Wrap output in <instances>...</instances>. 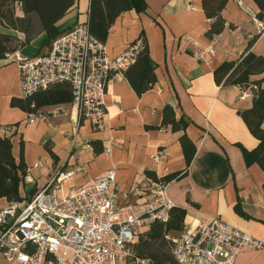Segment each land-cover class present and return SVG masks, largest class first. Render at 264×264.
Listing matches in <instances>:
<instances>
[{"label": "crops", "instance_id": "obj_1", "mask_svg": "<svg viewBox=\"0 0 264 264\" xmlns=\"http://www.w3.org/2000/svg\"><path fill=\"white\" fill-rule=\"evenodd\" d=\"M147 11H130L115 22L107 39L108 53L115 57L143 37L156 64L157 83L138 96L124 79L115 81L106 97V130L94 131L90 123L79 122L70 103L44 107L43 119L28 122V112L12 105L22 100L21 73L17 62L0 59V135L12 134V153L23 161L33 178L20 185L26 199L47 185L57 171H75L64 184L88 187L110 169L116 170L119 207L139 201L152 186L147 173L161 178L175 172L183 176L168 185L176 207L186 209L184 229L220 217L230 225L264 239V170L258 164L247 166L239 145L248 150L258 147L241 113L253 106V97L238 86L218 85L215 71L225 62L241 61L249 53L264 58V33L253 18L229 0L223 10L224 32L213 36L212 20L206 16L202 0H145ZM257 14L254 0H242ZM91 0H75L74 7L58 22L61 34L89 20ZM17 17H24L21 4ZM0 31L15 36L17 43L26 34L0 25ZM255 40L251 48L249 43ZM46 34L20 47L21 54L33 57L45 53ZM264 89V72L251 76ZM249 92L253 93L251 89ZM166 105L175 108L191 122L187 130L197 148L189 167L171 127L159 128ZM155 127L156 129H147ZM95 147L103 148L101 153ZM40 166L35 168L34 165ZM8 201L3 199L0 206ZM238 209L242 212L239 213ZM174 232L173 234H176ZM0 264H18L0 253ZM235 264H264V249L243 250Z\"/></svg>", "mask_w": 264, "mask_h": 264}, {"label": "built area", "instance_id": "obj_2", "mask_svg": "<svg viewBox=\"0 0 264 264\" xmlns=\"http://www.w3.org/2000/svg\"><path fill=\"white\" fill-rule=\"evenodd\" d=\"M239 5L257 23L259 33H264V22L253 9L242 0ZM145 46L140 37L113 57L85 23L64 32L45 53L29 57L15 52L7 58L19 65L23 98L68 84L70 104L76 108L79 122L103 132L108 89L125 79ZM244 95L253 97L249 91ZM43 118L40 111L28 114L29 123ZM74 175L75 171H57L28 198L0 206V253L18 264H148L134 255L132 244L153 224L170 221L176 205L169 196V184L153 183L139 201L119 207L115 169L88 187L64 192V184ZM22 180L24 187L33 183L29 172ZM171 241L178 264H235L243 250L264 249V239L220 217L184 229Z\"/></svg>", "mask_w": 264, "mask_h": 264}, {"label": "trees", "instance_id": "obj_3", "mask_svg": "<svg viewBox=\"0 0 264 264\" xmlns=\"http://www.w3.org/2000/svg\"><path fill=\"white\" fill-rule=\"evenodd\" d=\"M229 0H202L203 10L211 19L210 32L213 36L224 32L227 22L222 13ZM258 7L257 17L264 22V0H254ZM21 4L24 17H17V5ZM75 0H0V25L26 34L22 43H17L15 36L0 31V59H7V54L18 52L20 47L29 44L41 34L47 35L46 45L60 35L58 22L74 7ZM145 0H91L88 25L91 34L99 41L106 43L116 20L124 13L147 11ZM254 39L249 43L251 48ZM145 43L146 40L144 39ZM156 64L152 60L146 43L145 48L138 56L137 62L126 73L125 79L130 83L138 96L147 93L157 83ZM264 72V58L249 53L241 61L225 62L215 71V80L218 85L238 86L243 91L251 89L253 92V106L241 113L242 119L251 134L259 141L254 150H248L242 145L244 160L247 166L258 164L264 170V89L260 82H250L253 75ZM72 101V90L68 84H60L48 90L39 92L32 97L22 100L14 99L12 105L28 113H37L42 108L67 104ZM192 122L184 115L177 118L175 108L166 105L163 110V121L159 128L171 127L173 133H178L179 141L185 156L186 165L189 167L196 155L197 148L187 134ZM147 129H156L147 127ZM12 134L0 135V201H23L20 193L22 178L28 170L23 161V146L21 147L20 163L12 153ZM94 147L98 142L92 143ZM97 153L103 148L95 147ZM185 174V173H184ZM183 172H175L164 177H157L155 172L149 171L147 176L155 183H167L180 179ZM238 212H242L238 209ZM187 211L176 207L171 212L168 223H155L144 234L137 237L132 244L134 255L148 264H178L173 250L171 237L177 236L184 230ZM177 232L176 234H173Z\"/></svg>", "mask_w": 264, "mask_h": 264}, {"label": "water", "instance_id": "obj_4", "mask_svg": "<svg viewBox=\"0 0 264 264\" xmlns=\"http://www.w3.org/2000/svg\"><path fill=\"white\" fill-rule=\"evenodd\" d=\"M27 186H28L27 193H30V190H31V188H32V185H31V184H29V185H27Z\"/></svg>", "mask_w": 264, "mask_h": 264}]
</instances>
